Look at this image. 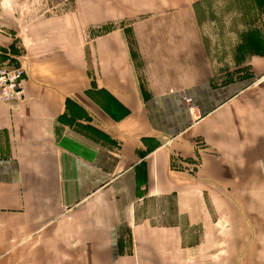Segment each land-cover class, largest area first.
Wrapping results in <instances>:
<instances>
[{"label": "crops", "instance_id": "crops-1", "mask_svg": "<svg viewBox=\"0 0 264 264\" xmlns=\"http://www.w3.org/2000/svg\"><path fill=\"white\" fill-rule=\"evenodd\" d=\"M72 1L0 0L3 264H264V0Z\"/></svg>", "mask_w": 264, "mask_h": 264}, {"label": "rangeland", "instance_id": "rangeland-1", "mask_svg": "<svg viewBox=\"0 0 264 264\" xmlns=\"http://www.w3.org/2000/svg\"><path fill=\"white\" fill-rule=\"evenodd\" d=\"M60 1L62 0H55L56 3ZM72 2L76 5V11L79 10L83 18L85 19L91 17L95 19H99V17L101 16L100 15L101 11L103 12V10L107 8L108 18L109 19L111 18V20H109L107 24H102V27L94 28V30L97 31L95 33L100 34L111 31L113 28H116L117 26H121V24L130 23L131 14L134 12V6L132 5V2L135 3L137 2V0H73ZM139 2L140 3L145 2V0H139ZM71 7L73 8L74 6L71 5ZM38 8L40 11L38 12L37 16L46 15L48 11L43 12V10L50 8L48 5V0H43V4L42 2L38 4ZM60 9H61L60 10L61 13L65 11L67 8L65 5L61 4ZM24 82H25V78H24ZM190 170L191 169H189V171ZM19 246H20L19 242H15V243L13 242V248L14 247L18 248ZM25 246L31 248L34 246V244L30 243V244H26ZM15 253L16 254H10V255L0 254V264H3L5 261L12 263H19L20 262L19 249H17ZM23 258L24 260H21L22 262L34 263L35 259H37V256L36 254H28V255H24Z\"/></svg>", "mask_w": 264, "mask_h": 264}, {"label": "built area", "instance_id": "built-area-1", "mask_svg": "<svg viewBox=\"0 0 264 264\" xmlns=\"http://www.w3.org/2000/svg\"><path fill=\"white\" fill-rule=\"evenodd\" d=\"M25 71L22 67H0V101L19 100L24 96Z\"/></svg>", "mask_w": 264, "mask_h": 264}]
</instances>
